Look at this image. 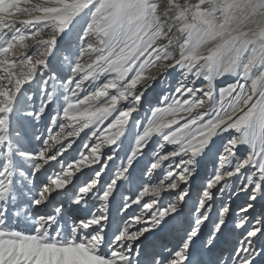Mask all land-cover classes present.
<instances>
[{"label":"snow or ice","instance_id":"snow-or-ice-1","mask_svg":"<svg viewBox=\"0 0 264 264\" xmlns=\"http://www.w3.org/2000/svg\"><path fill=\"white\" fill-rule=\"evenodd\" d=\"M0 264H264V0H0Z\"/></svg>","mask_w":264,"mask_h":264}]
</instances>
